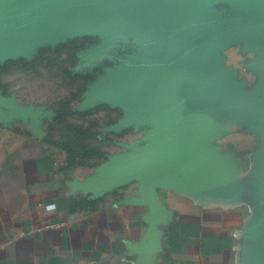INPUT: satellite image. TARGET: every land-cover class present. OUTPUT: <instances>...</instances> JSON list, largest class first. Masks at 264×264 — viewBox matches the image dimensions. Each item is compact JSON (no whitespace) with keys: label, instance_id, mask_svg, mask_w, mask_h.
Segmentation results:
<instances>
[{"label":"crops","instance_id":"obj_1","mask_svg":"<svg viewBox=\"0 0 264 264\" xmlns=\"http://www.w3.org/2000/svg\"><path fill=\"white\" fill-rule=\"evenodd\" d=\"M98 108L116 115L81 121ZM123 119L84 106L61 136L0 152V264H264V140L247 155L210 147L205 163L163 151L146 179L128 164L157 127Z\"/></svg>","mask_w":264,"mask_h":264},{"label":"rangeland","instance_id":"obj_2","mask_svg":"<svg viewBox=\"0 0 264 264\" xmlns=\"http://www.w3.org/2000/svg\"><path fill=\"white\" fill-rule=\"evenodd\" d=\"M44 1H0L12 15L7 33L15 40L0 49V152L19 134L22 145L30 137L61 136L57 125L64 113L115 102L99 92L119 76L156 64L134 39L105 50L101 35L57 26L59 18H50ZM211 12L212 31L206 33L216 46L208 65L225 81L197 83L180 99V118L193 121L198 144L215 154L247 155L264 140V37L242 30L245 15L231 0L214 3ZM115 115L98 108L81 121L105 123Z\"/></svg>","mask_w":264,"mask_h":264},{"label":"water","instance_id":"obj_3","mask_svg":"<svg viewBox=\"0 0 264 264\" xmlns=\"http://www.w3.org/2000/svg\"><path fill=\"white\" fill-rule=\"evenodd\" d=\"M1 1V0H0ZM221 0H45L50 18L60 27L72 26L74 34H98L105 50L114 43L134 39L156 61L152 67L119 76L99 94L115 98L124 111L120 128L154 124L155 140L140 148L130 160L147 179L146 164L157 161L160 152L173 154L189 147L202 163L209 149L198 144L193 121L181 119L180 99L190 95L197 83L225 79L210 68L215 40L211 7ZM245 15L242 30L264 37V0H231ZM12 15L1 9L0 49L14 44L8 35ZM50 24H53L50 23Z\"/></svg>","mask_w":264,"mask_h":264},{"label":"built area","instance_id":"obj_4","mask_svg":"<svg viewBox=\"0 0 264 264\" xmlns=\"http://www.w3.org/2000/svg\"><path fill=\"white\" fill-rule=\"evenodd\" d=\"M48 208H52L51 206H49Z\"/></svg>","mask_w":264,"mask_h":264}]
</instances>
